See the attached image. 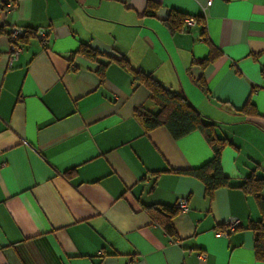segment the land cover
I'll use <instances>...</instances> for the list:
<instances>
[{
	"label": "crops",
	"instance_id": "obj_1",
	"mask_svg": "<svg viewBox=\"0 0 264 264\" xmlns=\"http://www.w3.org/2000/svg\"><path fill=\"white\" fill-rule=\"evenodd\" d=\"M12 1L0 11V264H264L253 248L264 217L238 188L264 179V0ZM170 11L200 18L203 37L171 32ZM13 26L45 29L48 43L21 39L9 65ZM81 44L98 56L76 52ZM120 58L215 124L229 142L227 187L209 198L182 172L212 156L199 130L143 131L133 110L153 104ZM178 197L188 211L169 234L154 213ZM230 217L239 226L221 234Z\"/></svg>",
	"mask_w": 264,
	"mask_h": 264
},
{
	"label": "trees",
	"instance_id": "obj_2",
	"mask_svg": "<svg viewBox=\"0 0 264 264\" xmlns=\"http://www.w3.org/2000/svg\"><path fill=\"white\" fill-rule=\"evenodd\" d=\"M155 8L156 4L147 2L144 15H154ZM186 17L187 16L179 12L170 11L165 20V25L171 32L180 31L183 28ZM197 20L201 21L200 18H197ZM200 32V36L203 37V29H201ZM30 35H35L34 30L27 29L25 34L19 37V42H21V39ZM213 50V48H210L208 57L200 62L202 66L214 57ZM76 52L92 60L98 56L96 50L85 44H81ZM118 63L132 74L137 85H142L148 90L149 100L153 104L152 107L156 108V110H153L152 107L145 108L139 106L133 110V117L139 122L143 131L147 132L157 127H164L173 139H178L193 130H199L210 146L212 156L198 168L188 169L182 172L183 174L198 179L203 184L205 194L209 198H211L215 189L227 187L229 182L228 178L222 174L220 157L223 148L228 145L229 142L225 138H219L215 135V124L204 120L199 111L182 93L162 85L149 73H145L139 69H133L123 58L118 59ZM197 81L202 84L201 77H199ZM241 111L249 112L250 106L246 103L241 108ZM238 188L255 199L260 213L262 217H264V197L261 196V191L264 190V179L255 178L251 175L245 178L243 182L238 185ZM156 208L158 207L154 209L157 210ZM177 212L175 203L174 206L161 205L160 209L154 213L153 219L163 226L169 234H172L171 217ZM253 248L256 259L264 260V230L259 229Z\"/></svg>",
	"mask_w": 264,
	"mask_h": 264
},
{
	"label": "built area",
	"instance_id": "obj_3",
	"mask_svg": "<svg viewBox=\"0 0 264 264\" xmlns=\"http://www.w3.org/2000/svg\"><path fill=\"white\" fill-rule=\"evenodd\" d=\"M214 0H206L204 3V7H209ZM14 3L12 0H0V11L12 9ZM199 27L200 29L204 28V23L198 21L196 17L187 16L184 20L183 27ZM27 28L25 27H17L13 26L10 28L9 32L7 33L8 41L10 43V59L9 65L18 58V55L22 49V46L19 42V37L25 34ZM34 34L38 37L39 41L45 46L48 43L47 31L45 29H35ZM175 208L180 213H186L188 211V201L187 197H178L175 201ZM227 224L225 230L220 232L221 234H226L228 232L234 231L239 226V220L236 218L230 217L228 221L225 223ZM206 255L204 253H199L198 258L205 259Z\"/></svg>",
	"mask_w": 264,
	"mask_h": 264
},
{
	"label": "rangeland",
	"instance_id": "obj_4",
	"mask_svg": "<svg viewBox=\"0 0 264 264\" xmlns=\"http://www.w3.org/2000/svg\"><path fill=\"white\" fill-rule=\"evenodd\" d=\"M153 110H156V108H153Z\"/></svg>",
	"mask_w": 264,
	"mask_h": 264
}]
</instances>
